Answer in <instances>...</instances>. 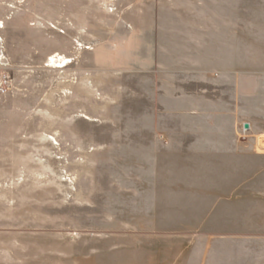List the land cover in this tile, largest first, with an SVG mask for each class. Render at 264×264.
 <instances>
[{
	"label": "rangeland",
	"instance_id": "rangeland-1",
	"mask_svg": "<svg viewBox=\"0 0 264 264\" xmlns=\"http://www.w3.org/2000/svg\"><path fill=\"white\" fill-rule=\"evenodd\" d=\"M112 1L113 12L110 0L1 2L0 264H167L210 242L214 264H256L264 134L243 126L253 97L239 108V79L209 78L205 63L100 62L97 50L132 32L127 0ZM57 52L74 60L67 69L49 67ZM214 114L234 123L240 155L213 141ZM44 135L58 140L53 155Z\"/></svg>",
	"mask_w": 264,
	"mask_h": 264
},
{
	"label": "crops",
	"instance_id": "crops-1",
	"mask_svg": "<svg viewBox=\"0 0 264 264\" xmlns=\"http://www.w3.org/2000/svg\"><path fill=\"white\" fill-rule=\"evenodd\" d=\"M1 2L4 0H0V15L3 14ZM127 2L128 14L132 16V32L126 38L118 39L116 45L109 46V54L103 55V50H97L96 57L100 62L142 64L146 68L157 63H173L190 69L205 63L209 78L239 79L238 107L242 109V105H246L248 96L253 97L255 106L254 121L248 119L243 126L247 130H255L257 134H264V0ZM248 79L255 80L254 87H247ZM214 100L213 92V103ZM222 103L217 99V106L213 107L217 111L224 110ZM217 115L214 114L213 120L207 122L214 135L213 141H231L233 150L240 155L234 123L217 120ZM247 122L249 128L245 127ZM213 163L212 182L217 184L215 175H222L224 166L218 165L222 162L217 158ZM214 243L210 242L206 254L195 252L191 260L175 257L167 264H214ZM222 243L216 242L217 249ZM261 244L263 252L257 256L256 264H264V243ZM211 253L213 257L210 261ZM245 254L241 252L240 256L245 257Z\"/></svg>",
	"mask_w": 264,
	"mask_h": 264
},
{
	"label": "bare ground",
	"instance_id": "bare-ground-1",
	"mask_svg": "<svg viewBox=\"0 0 264 264\" xmlns=\"http://www.w3.org/2000/svg\"><path fill=\"white\" fill-rule=\"evenodd\" d=\"M109 10L110 11H115V3L110 0L109 3ZM5 28V21H0V29H4ZM6 58V54L4 51V38L2 35H0V66L5 65L4 63V59ZM48 65L50 68L53 69H59V70H65L67 69L72 63H73V59L67 55H64L62 53H53L50 55L49 59H48ZM43 139V143L47 146L48 148V152L53 155L54 152H52V148H49L51 145L54 144H58V140L57 138H55L54 136L49 137V135H44L42 137ZM52 141V143H51ZM264 141V140H263ZM260 147L264 149V142H260ZM54 146V145H53ZM260 148V149H261ZM262 149V150H263ZM62 178V180L66 183H68V185L73 186L74 185V180L71 176H68L66 174H63L60 176Z\"/></svg>",
	"mask_w": 264,
	"mask_h": 264
},
{
	"label": "water",
	"instance_id": "water-1",
	"mask_svg": "<svg viewBox=\"0 0 264 264\" xmlns=\"http://www.w3.org/2000/svg\"><path fill=\"white\" fill-rule=\"evenodd\" d=\"M245 127H246V128H249V127H250L249 123H246V124H245Z\"/></svg>",
	"mask_w": 264,
	"mask_h": 264
}]
</instances>
